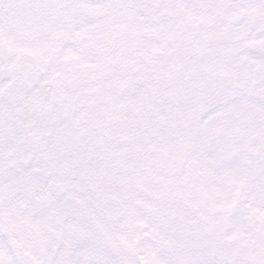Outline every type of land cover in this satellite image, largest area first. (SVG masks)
Instances as JSON below:
<instances>
[{"label": "flooded vegetation", "instance_id": "flooded-vegetation-1", "mask_svg": "<svg viewBox=\"0 0 264 264\" xmlns=\"http://www.w3.org/2000/svg\"><path fill=\"white\" fill-rule=\"evenodd\" d=\"M46 2L54 18V44L47 53L55 93L59 108L68 103L57 125L47 122L48 137L56 142L80 136L92 128V119H121L117 132L108 122L102 135L105 184L114 181L111 155L126 148L121 151L130 154L122 166L131 170L134 188L151 189L139 194L145 204L136 216L153 209L157 218L156 203L165 204L166 219L186 221L184 248L203 263L264 264V0ZM125 119L156 129L163 128V119L186 121L174 137L147 132V144L128 133ZM89 152L91 143L83 148L84 155ZM77 163L71 171L61 164L46 167L47 183L89 187V166L76 171ZM200 166L217 173L210 206L212 218L226 221L224 228L206 227L199 215L165 202L171 184L185 182V171L192 176ZM22 197L13 199L16 205ZM58 206L77 209L66 196Z\"/></svg>", "mask_w": 264, "mask_h": 264}, {"label": "rangeland", "instance_id": "rangeland-1", "mask_svg": "<svg viewBox=\"0 0 264 264\" xmlns=\"http://www.w3.org/2000/svg\"><path fill=\"white\" fill-rule=\"evenodd\" d=\"M49 8L46 0H0V188L5 177L11 178L19 195L31 199L27 213L21 215L16 201L6 200L0 194V264H205L200 256L184 248L182 224L186 221L177 217L166 219L162 210L165 204L161 207V203H156V211L161 212L157 218L152 215L153 209L152 214L137 217L143 208L140 203L144 202L139 194L151 189L146 186L138 192L134 188L131 170L122 166L130 154L121 151L124 147H116L111 155L112 160L116 157L115 173L110 176L115 190L109 193L114 197L111 202L117 204L111 203V217L107 218L105 213L109 207L99 210L98 205L105 203L102 135L108 122L117 132L121 119H92V128L82 133L83 127L80 136L70 135L56 142L48 137L47 122L57 125L68 106L66 103L63 109L59 108L54 63L47 53L55 38ZM36 70L43 72L39 76H44L45 82L42 79L38 83ZM125 120L128 133L135 138L144 137L147 144V132L151 135L160 130L174 137L185 129L182 123L186 121L163 119V128L156 129L146 121L138 128L133 119ZM88 143L93 152L81 154ZM69 154L78 162L74 170L86 165L90 169L84 174L86 178L81 176L91 181L89 187L82 184L67 188L66 197L73 199L75 211L60 210L58 203L42 193L47 185L44 169L57 167L58 162L63 165V157ZM185 172L187 180L174 182L169 194H165L167 205L172 202L174 210L188 209L193 217L199 215L200 219L194 218L195 221L203 220L206 227L224 228L226 221L212 218L210 206L217 192L212 183L217 173L207 166L196 168L192 176ZM223 191L227 192V187ZM130 193L136 195L130 197ZM148 200L150 197L145 201Z\"/></svg>", "mask_w": 264, "mask_h": 264}, {"label": "water", "instance_id": "water-1", "mask_svg": "<svg viewBox=\"0 0 264 264\" xmlns=\"http://www.w3.org/2000/svg\"><path fill=\"white\" fill-rule=\"evenodd\" d=\"M1 195L8 199H15L18 195V192L13 187V182L8 181L0 188ZM47 196L52 199L54 202H60L65 196V189L62 188L56 182H49L46 186ZM28 198L24 197L20 199L17 203L19 212L25 214L28 209Z\"/></svg>", "mask_w": 264, "mask_h": 264}, {"label": "trees", "instance_id": "trees-1", "mask_svg": "<svg viewBox=\"0 0 264 264\" xmlns=\"http://www.w3.org/2000/svg\"><path fill=\"white\" fill-rule=\"evenodd\" d=\"M41 73H43V72H40L39 73V70H36V72L34 73V74H36V79L39 81L38 83H40L41 84V80L43 79V77L44 76H42V77H40L39 75L41 74ZM45 80H47V79H43V82H45ZM38 86V85H37ZM0 89H1V86H0ZM47 91V90H46ZM81 154L83 153V149L81 150V152H80ZM64 159V161H63V166H64V168H67L68 170H70L71 171V169H73L74 167L72 166V165H74V164H76V157L74 156V155H72V154H69L66 158L65 157H63ZM79 159V158H78ZM115 159H116V157H115ZM118 159H119V157H118ZM119 161H121L120 159H119ZM58 165H60V163L58 162V164H57V166ZM113 169V166L111 165V170ZM115 173V171L114 170H112V172H111V174H110V176H112L113 174ZM43 185H45V183L43 184ZM114 186L115 185H113L112 183H106L105 184V203H104V201L102 202V204L103 205H98V204H96V205H98V207H99V210H103L104 208L106 209V207L108 208L109 207V211L108 212H105L106 214H107V218L108 217H111V210H110V207L112 208V206H111V203H114L115 205L117 204V203H115V201L114 202H111L112 201V199H114V197L112 196V195H110V193H109V190H115L114 189ZM69 186H67V187H65L64 186V188H66L65 190L68 192V188ZM45 187L43 186V188H42V190H43V195L44 196H46V193H45V189H44ZM131 195H132V193H130ZM50 200V199H49ZM46 201H48L47 199H46ZM51 201V200H50ZM142 203H144V202H142ZM162 205L163 204H161V207H162ZM211 207H213V206H211ZM59 209L60 210H63L61 207H59ZM162 210L164 211V213H166V211H167V207H166V205L164 206V207H162ZM146 225L147 224H145V226H144V228L146 227ZM208 227H210L209 225H208Z\"/></svg>", "mask_w": 264, "mask_h": 264}]
</instances>
